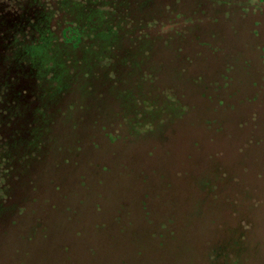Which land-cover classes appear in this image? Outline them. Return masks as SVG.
<instances>
[{
  "label": "trees",
  "instance_id": "1",
  "mask_svg": "<svg viewBox=\"0 0 264 264\" xmlns=\"http://www.w3.org/2000/svg\"><path fill=\"white\" fill-rule=\"evenodd\" d=\"M262 84L264 0H0V264H83L81 253L130 264L101 248L127 240L142 256L145 236L163 250L179 232L177 197L164 218L153 211L174 192L169 172L201 192L200 216L236 207L225 188L243 164L223 165L206 141L264 102ZM239 214L228 241L208 243L207 264L250 259Z\"/></svg>",
  "mask_w": 264,
  "mask_h": 264
},
{
  "label": "rangeland",
  "instance_id": "2",
  "mask_svg": "<svg viewBox=\"0 0 264 264\" xmlns=\"http://www.w3.org/2000/svg\"><path fill=\"white\" fill-rule=\"evenodd\" d=\"M259 104L263 105V101L259 102ZM255 108L258 110L257 114L262 115L264 113L262 107L255 106ZM256 121L243 128H236L231 125L229 132L221 136L214 144L206 141V145L210 147L211 151L220 154V160L223 165L230 164L236 167L240 162L243 164V168L237 167L235 170L240 178V184H230L228 188H225L226 193L237 194L236 207L226 202L212 203L204 207V212L208 211L206 218L200 216L195 210H197L200 204L203 206L204 197L201 195V192L195 188H188L190 187V183L186 178H180L181 181L177 184L176 172H169L166 177L169 180L168 182L173 183L172 185L175 187L174 192L169 193L167 200L164 202L155 201L153 203V211L157 220L164 218L166 210L171 206V201L168 202V198L171 199L172 196L177 197L181 205L176 207V213L179 218V223L177 224L178 235L175 238L168 239L167 246L163 250H157L152 240H149L145 236L143 243L144 253L142 256L137 254V256H134V251L130 249L127 240L118 241L116 246L113 247L101 248V251L112 252L113 256L125 253L130 257V264H207L208 243L211 241L213 243L218 241L226 242L232 237L234 229L237 228L233 212L238 210L240 211L238 218L241 217L242 221H246H244L247 239L245 251H247L250 259L245 264H264V118L256 119ZM255 123L257 128H252L255 127ZM195 132L198 134L200 131L197 130ZM262 139L263 141L260 142ZM177 142L179 144L174 151V156L176 160L181 159V165L182 161H187L186 150L188 142L184 138H181ZM244 144L250 146L245 151L247 152L246 155H242L238 151L239 145L243 147ZM140 160L144 161L143 157ZM157 161L161 166L168 167L169 161L165 156L160 155ZM245 167L248 168V171H245ZM161 181L162 179L159 177L156 182L161 186ZM113 185L111 184L110 188H116ZM127 188H140V186L130 185ZM109 204L112 205L114 202L110 200ZM200 213L203 215L202 212ZM94 218L95 215L92 211L87 214L83 218L85 222L84 227L89 230V226H92ZM211 218H215L221 223L219 224L214 221L213 224ZM144 227L145 225L142 221L139 224V230L142 235L145 233ZM88 230L86 239L92 242L97 241L98 237H95ZM122 242L128 246L121 247ZM99 244L101 245V241ZM76 254L78 257H82L81 255L85 257H82L83 264H95V261L86 254ZM110 258H104L105 262ZM99 260L101 261V259ZM108 263L115 264L114 261H109Z\"/></svg>",
  "mask_w": 264,
  "mask_h": 264
},
{
  "label": "crops",
  "instance_id": "3",
  "mask_svg": "<svg viewBox=\"0 0 264 264\" xmlns=\"http://www.w3.org/2000/svg\"><path fill=\"white\" fill-rule=\"evenodd\" d=\"M262 85L263 86H260V88L258 90V93H259V91L264 92V84H262ZM255 106L262 107L263 108L262 111L264 112V102H263V105L259 104V102L255 103V105L252 106V109L239 108V110H237L235 116H230L229 117V121H228L227 127L230 128V126L232 125L233 127H236V128L237 127L243 128L245 125L241 126V123L245 119H247V120L250 119L251 122L256 121V116H257L258 110L255 108ZM263 118H264V115H263ZM258 119H260V118H258Z\"/></svg>",
  "mask_w": 264,
  "mask_h": 264
}]
</instances>
